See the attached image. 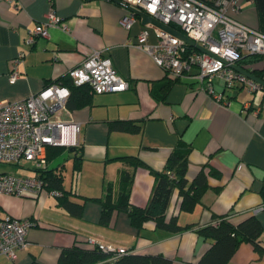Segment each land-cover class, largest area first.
<instances>
[{"label": "crops", "instance_id": "crops-1", "mask_svg": "<svg viewBox=\"0 0 264 264\" xmlns=\"http://www.w3.org/2000/svg\"><path fill=\"white\" fill-rule=\"evenodd\" d=\"M234 13L239 21L260 27L254 0H239ZM20 7L0 0V98L20 100L38 92L49 80L68 74L94 49L110 57L118 73L129 81L121 91L94 93L91 104L64 111L62 117L80 122L81 144L67 147L55 157L65 161V187L76 191L74 200L83 196L100 197L105 186L117 185L123 169L134 173L131 201L139 206L149 202L155 182L146 166H131L119 155H135L150 167L161 170L175 144L183 138L191 144L187 178L192 181L202 166L212 163L220 171L210 176V187L192 211L180 209L181 195L175 190L169 212L176 211L180 224L193 226L218 223L217 215L229 214L236 223L256 215L264 226V87L251 92L246 87L224 89L221 79L215 88L229 103L214 99L199 88L192 77L170 82L167 71L152 56L136 46L144 24L140 16L131 28L121 23L125 6L115 0H20ZM50 10L61 18L63 26L49 25L48 34L26 39L30 29L43 23ZM156 36L153 31L150 41ZM19 76L10 81L11 60L20 51ZM248 64L261 67L264 60ZM252 68V66H251ZM249 103V104H248ZM263 107L257 111V107ZM114 120H135L141 130H111ZM74 148V149H71ZM82 154V168L77 172L72 156ZM70 172H65L67 159ZM48 195H51L49 197ZM55 199H53V196ZM0 213L17 217L33 216L28 231L29 244L18 250L16 260L0 255L1 264H57L64 247L79 239L123 246L136 253H162L173 264H199L213 239L199 235L195 228L170 231L158 228L153 220L138 229L127 211L114 213L109 225L100 223L102 205L87 200L81 217L69 213L58 197L43 188L38 194H0ZM216 215V216H215ZM264 244V232L262 233ZM96 244V243H93ZM232 264H264V255L251 242H243L234 253Z\"/></svg>", "mask_w": 264, "mask_h": 264}, {"label": "built area", "instance_id": "built-area-1", "mask_svg": "<svg viewBox=\"0 0 264 264\" xmlns=\"http://www.w3.org/2000/svg\"><path fill=\"white\" fill-rule=\"evenodd\" d=\"M20 7V0H6ZM153 15L160 21L179 29L206 47L201 50L170 30L152 22L144 24L138 34L136 46L148 52L155 62L172 77H192L199 88L214 99L229 103L222 91L215 88V80L223 81L224 89L246 87L254 92L264 86L257 80L233 67L232 63L244 53L264 52V31L249 26L234 17L241 8L239 0H123ZM138 15L125 7L121 23L131 28ZM62 18L53 10L48 18L30 29L26 39L33 43L37 36L47 35L49 25H62ZM151 31L156 40L150 41ZM22 50L11 60L10 81L19 76ZM69 76L77 85L88 84L92 93L121 91L129 87V81L118 73L110 57L94 49L78 65L72 67ZM71 88L62 82H51L41 90L20 100L0 98V163L33 161L37 167L48 166V147L63 145L76 147L81 144V124L62 117L70 112L67 105ZM249 104V103H248ZM263 107H257L259 111ZM46 181L40 174L18 175L0 170V194H38ZM59 196L63 192L53 189ZM35 222L31 217H17L0 213V255L16 260L18 250L29 244L28 231ZM115 256L130 250L89 240ZM1 264V261H0Z\"/></svg>", "mask_w": 264, "mask_h": 264}, {"label": "trees", "instance_id": "trees-1", "mask_svg": "<svg viewBox=\"0 0 264 264\" xmlns=\"http://www.w3.org/2000/svg\"><path fill=\"white\" fill-rule=\"evenodd\" d=\"M254 1L261 23L258 29L264 31V0ZM255 59L264 60V52L244 53L237 60V63L264 78V64L261 67L256 64H248ZM167 75L172 83L182 79L180 77H172L170 74ZM51 82H62L71 88V95L67 102L70 109L84 107L93 101L94 93L91 92L90 86L88 84H75L69 74L56 80H49L47 84ZM110 129L138 132L141 130V123L135 120H114L110 123ZM74 148L77 150L79 146ZM66 149L68 148L63 145L49 146L48 161H52ZM191 149V144L180 138L168 156L164 168L161 170L150 167L135 155H119L111 158L125 161L134 167L139 165L146 166L154 174L155 182L146 206H139L131 201L134 173L130 168L122 170L117 189L114 183L109 182L105 186L102 196L93 198L83 196L81 201L71 198L77 192L65 187L63 169L65 163H61L54 168H49V166L37 167L34 163L35 167L33 169L34 174H40L44 178L46 181L45 188L49 192L53 189L63 192L62 195L57 196L58 203L74 216L81 217L83 215L85 201L89 199L101 203L102 215L100 223L103 225H109L112 222L115 212L127 211L131 223L138 229L143 228L144 224L150 220L155 222L156 227L170 231L195 228L199 235L214 240V243L200 258L199 264H232L231 259L234 253L245 241L251 242L259 255H264V244L261 239L264 226L256 215H250L238 223L232 221L229 214L215 215L216 220H219L218 223L193 226L192 224H180L176 211L169 212L171 198L175 190H178L182 197L180 209L192 211L202 201L205 191L210 187L209 177L220 175V171L212 163H208L202 166L192 181H189L187 171ZM72 158L74 168L78 172L82 168L83 156L75 153ZM1 163L23 165L17 162ZM261 194L264 197V185L262 186ZM30 217L35 220L33 216ZM114 255V252L104 251L99 248L98 244H93L87 239H79L76 244L63 248L57 264H173V259L162 253L152 254L129 251L115 257Z\"/></svg>", "mask_w": 264, "mask_h": 264}, {"label": "water", "instance_id": "water-1", "mask_svg": "<svg viewBox=\"0 0 264 264\" xmlns=\"http://www.w3.org/2000/svg\"><path fill=\"white\" fill-rule=\"evenodd\" d=\"M117 2H119L120 4L124 5L125 7H128L130 9H132L133 11L136 12V14L138 16H140L142 18V22L143 24H146L148 22H152L164 29L170 30L173 33H175L176 35L180 36L181 38L185 39L188 43H190L191 45L201 49V50H206V47L203 46L202 44L196 42L193 38L187 36L185 33H183L182 31H180L179 29L174 28L173 26L164 23L162 21H160L159 19L155 18L153 15L149 14L148 12H145L144 10L137 8L135 6H132L130 4H128L127 2L123 1V0H115ZM233 67H235L237 70L246 73L248 76L252 77L253 79L259 81L263 86H264V78L256 75L254 72H252L251 70L242 67L241 65H239L238 63H232ZM74 149V148H71Z\"/></svg>", "mask_w": 264, "mask_h": 264}, {"label": "rangeland", "instance_id": "rangeland-1", "mask_svg": "<svg viewBox=\"0 0 264 264\" xmlns=\"http://www.w3.org/2000/svg\"><path fill=\"white\" fill-rule=\"evenodd\" d=\"M217 80V79H216ZM231 89V88H229ZM69 152H64L63 156H68ZM63 156L58 157L56 160L55 158L53 159L52 163L50 164L51 166H55L58 162L60 161H65V158ZM67 168L65 170V172H70V167H71V159H67ZM20 164H23L21 166L16 165V164H4L1 163L0 164V170L3 171H9L11 173H17V174H26V175H32L34 173V169L33 167H35V164L33 161H20ZM49 197H51V195H48ZM53 196V195H52ZM53 199H55V196H53Z\"/></svg>", "mask_w": 264, "mask_h": 264}]
</instances>
